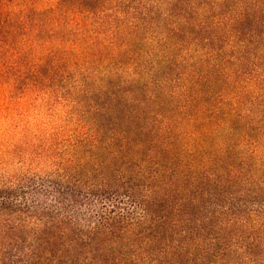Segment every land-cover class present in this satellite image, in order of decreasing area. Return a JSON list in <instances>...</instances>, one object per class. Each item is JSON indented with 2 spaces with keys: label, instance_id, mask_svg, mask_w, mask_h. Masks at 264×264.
Returning <instances> with one entry per match:
<instances>
[{
  "label": "trees",
  "instance_id": "obj_1",
  "mask_svg": "<svg viewBox=\"0 0 264 264\" xmlns=\"http://www.w3.org/2000/svg\"><path fill=\"white\" fill-rule=\"evenodd\" d=\"M95 1L74 44L134 77L101 73L84 143L0 173V264H264V131L238 130L241 97L264 106V0Z\"/></svg>",
  "mask_w": 264,
  "mask_h": 264
},
{
  "label": "rangeland",
  "instance_id": "obj_2",
  "mask_svg": "<svg viewBox=\"0 0 264 264\" xmlns=\"http://www.w3.org/2000/svg\"><path fill=\"white\" fill-rule=\"evenodd\" d=\"M127 1L121 5H136V0ZM118 2L109 1L105 14ZM98 4L95 0H0V173L42 171L72 145L84 143L94 114L91 100L103 89L101 73L118 81L116 71L123 66L125 74L121 75L134 77L129 63L124 66L112 60V66L100 65L74 44L80 37L79 23L91 25L97 20L87 19L86 7L95 9ZM96 16H102L99 10ZM260 46L257 49H263ZM155 61V56L148 58V80ZM174 65L173 81L181 72ZM259 65H264V58ZM151 81L158 83V77ZM90 90L96 94L89 96ZM259 97L257 90L239 100V112L245 116L238 122L239 131L247 129L254 135L264 131V106ZM251 149L248 145L239 154ZM263 161L264 152L253 163Z\"/></svg>",
  "mask_w": 264,
  "mask_h": 264
}]
</instances>
